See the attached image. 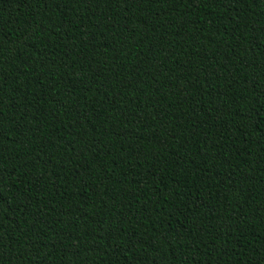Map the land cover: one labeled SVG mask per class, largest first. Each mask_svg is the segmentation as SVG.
<instances>
[{
	"label": "trees",
	"instance_id": "1",
	"mask_svg": "<svg viewBox=\"0 0 264 264\" xmlns=\"http://www.w3.org/2000/svg\"><path fill=\"white\" fill-rule=\"evenodd\" d=\"M0 264H264V0H0Z\"/></svg>",
	"mask_w": 264,
	"mask_h": 264
}]
</instances>
